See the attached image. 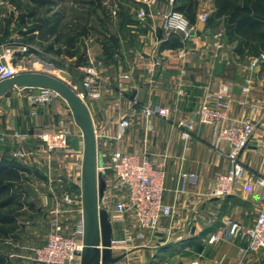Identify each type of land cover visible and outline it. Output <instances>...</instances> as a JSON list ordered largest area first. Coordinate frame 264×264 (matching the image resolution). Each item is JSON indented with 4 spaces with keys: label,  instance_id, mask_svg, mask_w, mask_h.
<instances>
[{
    "label": "crops",
    "instance_id": "obj_1",
    "mask_svg": "<svg viewBox=\"0 0 264 264\" xmlns=\"http://www.w3.org/2000/svg\"><path fill=\"white\" fill-rule=\"evenodd\" d=\"M172 1L153 0V4L145 6L139 0H129L127 18L130 23L122 26L120 17L112 16V35L118 38L119 48L108 56L101 39L91 41L84 50L85 65L65 71L81 83L84 75L80 68H95L100 97L85 98L84 104L95 132L99 165H106L116 151L140 156L157 154L166 158L162 198L172 208V217L160 221V227L164 229L162 234H146L143 241L148 245L146 248H131L127 254L129 259H120L115 264L127 261L131 264H264V251L239 257L242 241L223 239L216 244L207 243L210 235H223L226 220L250 226L258 214L264 212V192L254 184L257 176L264 175V156L254 145L257 137H253L251 148L239 157L246 167L242 183L232 194L213 198L209 193L216 177L224 172L226 161L212 148L213 129L195 123L197 108L206 96L215 92L219 79L233 85V100L227 109L229 116L250 119L254 124L264 120V72L257 67L251 94L241 92L248 73L245 66L235 62L238 57L226 41L222 21L211 28H207L205 22L190 39L182 40L178 36L182 43L179 48L160 49L159 32L163 39L169 34L163 31L158 13ZM4 3L13 8L1 2ZM140 7L148 13L143 21L136 18ZM213 11V0H197L196 22L201 13L209 16ZM219 33L223 47L217 50L213 44L214 36ZM23 57L19 53L16 55L17 71L36 72V62L31 68L18 64ZM68 79L59 80L69 85ZM37 92L38 89L13 87L0 98V160L6 157L4 150L13 146L22 151L25 149L33 156L29 164L36 167L42 178L49 182L52 178L61 180L63 185L69 183L77 187L79 184V190L83 153L81 132L74 124L67 104L59 96L47 103L31 104L28 97ZM145 105L166 108L170 115L167 119H144L138 112ZM132 111L136 113L128 118L129 126H120V115ZM182 119L195 123L189 140L182 139L175 127ZM59 123L69 128L68 148L50 153L36 138V133L52 132ZM183 173L195 175V183L181 179ZM36 196L41 203L36 206L39 218L36 219L39 223L36 225V245L39 247L45 244L50 231L48 211L53 204L49 195L38 193ZM122 237L121 226L111 224L113 245Z\"/></svg>",
    "mask_w": 264,
    "mask_h": 264
},
{
    "label": "built area",
    "instance_id": "obj_2",
    "mask_svg": "<svg viewBox=\"0 0 264 264\" xmlns=\"http://www.w3.org/2000/svg\"><path fill=\"white\" fill-rule=\"evenodd\" d=\"M141 4L150 6L153 0H139ZM112 16L116 15L113 10ZM147 10L140 7L136 18L143 21L147 18ZM162 19V29L167 34L180 36L182 40L190 39L198 32L197 24L205 23L208 14L201 13L195 24L189 21L179 12L172 11L169 6L158 13ZM221 34H216L214 48L222 49L220 43ZM92 40H89L91 42ZM32 46L18 41L0 44V82L12 79L18 73L15 64L16 54L29 53ZM185 54H189L186 52ZM184 54V55H185ZM245 66L248 75L244 79L241 92L250 95L252 92L253 74L255 69L264 62V55L249 57ZM157 65V63H155ZM80 71L84 77L81 81L82 93L78 97L84 102L85 98L98 99L100 97V83L92 66L82 67ZM127 79L128 76H123ZM55 96L50 90L38 89L36 94L29 95L31 104H43L50 102ZM233 100V85L229 81L219 79L216 81V90L206 96L197 108L196 122L199 125L213 129L212 148L225 158L224 172L215 179L214 186L209 195L213 198L226 197L240 185L246 167L239 160L240 155L252 145L260 149L264 156V120L254 124L250 119H236L227 113V109ZM136 113L120 115L119 125L129 126V117ZM144 119L158 117L167 119L170 115L166 108L159 106H142L138 112ZM194 122L185 119L176 122L175 127L180 131L181 138L189 140L194 129ZM69 128L59 123L52 132H37L36 138L44 145L48 152H62L68 148ZM22 140V136H18ZM13 156L22 158L24 153L17 149ZM166 158L157 154L137 155L132 153L114 152L110 155L106 165L97 166V175L104 181V190L98 196L97 207L108 213L110 224H118L122 228L123 237L120 242L113 245L111 251L113 257L122 256L121 259H129L131 248H146L143 243L146 234H162L164 229L160 227L162 219H171L172 208L163 201ZM180 178L195 183L196 176L183 173ZM255 186L264 192V175L257 176ZM59 200V201H58ZM60 205H59V204ZM76 207L77 210L74 208ZM73 209L76 214L75 221L69 219L63 223L58 217ZM50 231L46 235L45 244L34 249V260L37 264H79L82 251L83 222L81 217L80 189L75 194L67 193L56 200L54 206L49 209ZM223 235L212 234L207 243L212 245L226 239L230 241H242L238 249L239 257L257 254L264 251V212L258 214L250 226H243L232 219L225 221ZM139 242V244H136ZM223 261V258L221 259ZM122 264H131L129 261ZM196 264V263H195Z\"/></svg>",
    "mask_w": 264,
    "mask_h": 264
},
{
    "label": "rangeland",
    "instance_id": "obj_3",
    "mask_svg": "<svg viewBox=\"0 0 264 264\" xmlns=\"http://www.w3.org/2000/svg\"><path fill=\"white\" fill-rule=\"evenodd\" d=\"M44 1V6H38L34 1H23L21 2V11L22 13H29L36 9L39 18H51L58 21L57 31L59 36H61V42L66 41L69 37L81 35L83 30H85L87 36H83V34L78 36L76 42V47L80 53H83L87 45L90 44V42H88L89 38H91L93 42H97L101 39V32H114V25L111 22V12L113 10L116 12V16H118L120 8L123 10L129 9V0H101L100 8L89 6V4H87L88 0ZM1 2L2 0H0V44L12 41L30 44L32 48L29 53L24 55L23 59L18 64L26 68H31L33 63L36 62V66H34L36 72H44L60 80L67 78L66 75L60 76V73H65L66 69L72 68L73 60L67 59L64 56H56L53 51L59 49V44L54 46L52 52L49 53L46 51L47 45L52 43L53 38H49L48 41L44 42H40L39 40H34L30 43L26 42V40L29 41L28 39L32 37V34L23 35L27 33V29L31 27V24L36 22V16L31 21L29 18V27L27 26V28L19 29V26L14 22L7 24L9 13H14V20L17 17L18 10L9 8L5 3L1 4ZM260 55H264V53H259L253 57H259ZM235 62L242 66H246L248 59L238 58ZM262 64L263 63L260 65ZM16 150V147L13 146L11 149L4 150L3 154L6 153V158L29 169L31 173L25 174V181L14 187V190L16 189V191L21 194L19 201L22 207L20 209L17 207L12 208L13 213L17 215L15 217V224L12 226H0V254L6 258L4 264H37L34 260V249L37 247L36 244H38V242H36V225L39 224L36 223V219H39L36 216V206H40L41 203L36 195L39 193L45 196H51V204H53L49 208L51 209L56 203V200L61 198L64 194L77 193L79 184H77V187L69 183L63 185L61 180L55 181L53 178L51 182H49L48 179L42 178V175L36 172L35 166L29 164V161H32V153L24 149V151H22L24 156L22 158H15L13 154ZM43 180H46L47 183H43ZM45 191L47 193H45ZM28 203H33L34 208H28ZM74 209L77 210L76 207ZM5 212L6 210L0 213ZM58 216L63 223H66L69 217L74 221L76 218L73 209L67 214H59Z\"/></svg>",
    "mask_w": 264,
    "mask_h": 264
},
{
    "label": "trees",
    "instance_id": "obj_4",
    "mask_svg": "<svg viewBox=\"0 0 264 264\" xmlns=\"http://www.w3.org/2000/svg\"><path fill=\"white\" fill-rule=\"evenodd\" d=\"M34 1L38 6H44V0H2L14 10H18L17 17L13 20L14 13H10L7 18V24L14 22L19 29L29 27L30 21L36 16V22L31 24L26 34H32L26 42L39 40L40 42L48 41L53 38L52 43L47 45L46 51H53L55 45L59 44V49L53 51L56 56H64L73 60L72 68H78L85 65L86 54L80 53L76 47L78 36H87L85 30L80 35L69 37L66 41L61 42V36L57 31L58 21L51 18H39L35 10L29 13H22L21 2ZM101 0H88L89 6L100 8ZM214 11L206 20L207 28H211L222 21L224 33L228 44L233 46V53L239 58H249L264 53V0H213ZM172 11L179 12L189 21L190 24L196 23L197 0H173L171 4L167 3ZM129 9H121L118 11V17L122 20L121 25H126L131 21L127 18ZM13 20V21H12ZM124 22V23H123ZM120 25V24H119ZM37 35H36V34ZM102 47L104 53L108 56L119 48L118 38L112 33H102ZM158 40H160L159 48L175 49L182 46L181 40L177 35L170 34L166 39L162 38L159 32ZM71 71V68L66 69ZM260 70L264 72V62L260 65ZM30 170L19 165L18 163L3 158L0 160V226H12L15 224L16 214L12 208L20 209L22 204L19 201V194L14 187L25 181L24 175L30 174ZM33 203H28V208L33 209ZM5 257L0 254V264L5 263Z\"/></svg>",
    "mask_w": 264,
    "mask_h": 264
},
{
    "label": "water",
    "instance_id": "obj_5",
    "mask_svg": "<svg viewBox=\"0 0 264 264\" xmlns=\"http://www.w3.org/2000/svg\"><path fill=\"white\" fill-rule=\"evenodd\" d=\"M203 27V23L197 24L199 30ZM61 75L69 78V85L46 73H18L12 79L0 82V98L13 87L41 88L52 91L67 104L74 124L81 132L83 142L80 177L83 246L79 264H115L122 256H112L111 224L108 213L97 207L98 196L104 190V181L97 175V166L100 165L96 154V138L92 121L86 105L78 97V93H82L80 82L64 72H61Z\"/></svg>",
    "mask_w": 264,
    "mask_h": 264
}]
</instances>
